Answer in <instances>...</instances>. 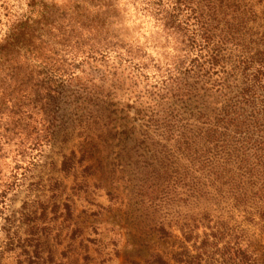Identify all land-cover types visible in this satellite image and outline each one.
I'll use <instances>...</instances> for the list:
<instances>
[{"label":"rangeland","instance_id":"obj_1","mask_svg":"<svg viewBox=\"0 0 264 264\" xmlns=\"http://www.w3.org/2000/svg\"><path fill=\"white\" fill-rule=\"evenodd\" d=\"M11 2L0 4L4 10L0 13V43L21 23L33 22L45 30L40 39L53 45L54 50L45 44L38 48L39 41L33 39L34 45L27 51L22 50L19 58L28 57L32 69L64 71L68 79L69 76L76 78L71 79L72 84L88 78L98 81L103 94L91 103L74 104L72 96L68 102L59 104L60 112H66L59 124L65 122L66 129L53 141L33 143L16 156L12 143V149H5L7 153L0 162V249H4L6 242L5 218L15 219L11 231L17 230L18 236L25 237L24 227L19 226L18 220L21 208L39 207V215L41 206H46L47 218H57L45 223L51 228L47 229L49 243L57 262L70 263L79 254L78 261L82 264L83 254L87 252L96 264H148L151 254H160L171 264H178L177 254L192 250L191 242L183 241L181 230L188 226L200 237L211 230L235 234L255 254L258 264H264V219L259 217V210L264 211V128L251 131L249 166L253 184L252 196L245 206H234L229 199L189 193L182 184L171 183L153 207H143L135 195L140 179L152 174L146 166L147 162L154 161L153 151L147 150L149 142H167L171 147L170 142L179 132L177 125L198 126L197 112L205 106L209 111L220 108L224 102L219 91L220 79L224 76L220 68L217 66L215 71L197 77L191 64L199 63L189 62L191 56L187 53L178 55L171 37L162 32L159 21L140 0H113L112 6L116 8L113 17H119L116 19L119 24L113 29L123 48L97 52L89 58H82L79 51L88 49L91 34L78 27L90 26L93 9L107 0ZM162 2L164 5L168 0ZM215 2L218 4L219 0ZM223 7L227 15L222 20L232 18V44L226 43L221 53L227 70L232 62V86H239L244 77L250 79L255 72L248 69L243 73V62L257 57L264 61V0H223ZM189 21L193 22L190 18ZM77 28L82 33L79 39L82 49L76 48L73 40L74 35H79ZM177 63L175 71L173 67ZM177 76L196 89H193L195 96L189 101L191 104L183 101L175 104L180 114L173 112L169 132L164 117L168 116L172 102L168 98L161 100L160 96L166 92L163 87L169 83V77ZM263 84L264 80L256 82L253 89L258 103L264 100L261 97L264 88L260 87ZM64 89L68 94L73 87L67 82ZM35 127L40 133V125ZM141 140H145L143 145ZM82 147L92 152L87 161L81 166L77 164L76 174H65L60 170L63 156L74 151L78 159ZM86 164L93 165L94 173L84 178L82 169ZM54 185L61 194L56 213L52 212ZM260 186L261 197L257 193ZM67 201L73 209L68 220L62 214L65 210L61 205ZM160 225L171 235L160 237L154 230ZM73 233L74 251L68 249ZM0 264H16L15 253L5 251Z\"/></svg>","mask_w":264,"mask_h":264},{"label":"trees","instance_id":"obj_2","mask_svg":"<svg viewBox=\"0 0 264 264\" xmlns=\"http://www.w3.org/2000/svg\"><path fill=\"white\" fill-rule=\"evenodd\" d=\"M204 2L206 6L203 5ZM140 3L159 21L162 32L171 37L174 48L179 52L178 55L185 56L187 53L186 55L191 56L189 62L199 63L196 66L191 64L192 69H196L197 77L199 74L205 75L210 70L215 71L217 66L220 68L224 76L220 79L222 83L219 91L222 92L224 102L216 111H209L205 106L203 111L197 112L199 113L197 118L200 119L198 126L187 128L186 125L181 127L177 125L179 132L174 140L166 138L167 141H171V147L167 146V142H149L150 147L147 150L153 151L151 157L154 161L147 162L146 166L150 168L148 172L152 174L140 179L135 189L138 201L143 207L156 206L154 203L162 199L160 193L171 187L169 185L172 183L186 186L189 193L196 192L201 196L211 195L214 198L229 199L234 206H245L252 196L253 184L252 169L249 166L251 131L254 128H264V100L256 102L257 95L255 96L253 91L256 82L264 80L262 57L251 58L249 62L244 61L243 73L248 69H254L255 72L250 79L244 77L239 86H232V62L227 70L221 53L226 43L232 44V18L222 20L227 15L223 9V0H219L218 4L215 0H168L164 5L162 0H140ZM112 4L113 0H107L97 9L94 8L90 26L78 27L81 30L86 29L91 34L88 49L79 51L82 58H89L91 54L97 52L101 54L123 48L113 29L115 24H119L116 23L119 17H113L116 8ZM189 18L193 20L192 23ZM78 28L76 32L79 35L73 36L76 48L82 41L79 40L82 39V33ZM42 32L45 30L33 22L21 23L3 43H0V162L7 153L5 149H12V145L15 147L12 151L16 156L31 148L30 145L33 143L42 140L53 141L61 131H65V122L61 124L59 122L61 117H65L66 112H60L59 104L68 102L72 96L74 100L71 101L74 104L91 103L98 95L103 94L102 85L98 84V81L88 78L85 82L72 84L71 79L76 78L69 76L68 79L64 71L63 74L32 69L28 57L19 58L22 50L27 51L34 45L33 39L39 41L38 48L45 44L54 50L53 45L40 39ZM79 48L82 49L81 46ZM41 61L43 63L45 59ZM34 66L36 68V65ZM178 66L179 63L175 64L173 69L176 71ZM181 78L183 77H169V83L163 87L166 92L160 96L161 100L168 98V101L172 102L169 105L171 109L167 113L168 116L164 117V125L169 132L172 130L170 121L173 112L176 110L177 114H180L175 104L180 101L189 102L195 96L193 89L196 88H192ZM248 81L252 83L249 84ZM67 82L69 87H73L68 94L64 89ZM260 87L263 89L264 84ZM261 97H264V94ZM38 124L41 128L40 133L35 127ZM173 128L176 129V125ZM65 133L66 136L67 132ZM144 141L141 140L140 144L143 145ZM79 151L78 159L74 151H71L69 156H63L60 170L65 174H76L77 164L83 165L88 155L92 153L84 147ZM142 154L139 153V156ZM93 173L92 164L83 166L84 178ZM57 191L59 187L54 185L52 187L54 213L60 208L61 194ZM257 193L259 197L262 196L261 186ZM61 205L65 210L62 214L67 220L71 219L73 209L69 201ZM38 209L40 208L35 207L30 210L23 206L19 212V226L24 227L25 237L18 236L17 230L11 231V224L15 219L5 218L8 228L5 229L7 235L4 249H0V261L4 252L9 251L15 253L16 264H80L79 254L72 258L70 263L57 262L55 252L49 243L51 228L45 224L51 220L56 221L57 218H47L46 206H41L42 211L39 215ZM259 217L264 219L262 209L259 210ZM154 230L160 237L171 235L162 225ZM181 230L183 241L191 242L194 252L190 253L192 250L179 252L175 260L178 264H201L203 261L206 264H258L255 254L243 246L241 239L235 234L231 236L220 230H211L203 232V236L200 237L188 226L181 227ZM69 239L68 249L74 251L71 245H74L75 234H71ZM62 255L66 254L63 252ZM83 256L82 264H96L94 258L87 252ZM148 264L171 263L160 254H151Z\"/></svg>","mask_w":264,"mask_h":264},{"label":"clouds","instance_id":"obj_3","mask_svg":"<svg viewBox=\"0 0 264 264\" xmlns=\"http://www.w3.org/2000/svg\"><path fill=\"white\" fill-rule=\"evenodd\" d=\"M5 3H12L11 0H0V4H5ZM4 10L0 9V13H2Z\"/></svg>","mask_w":264,"mask_h":264}]
</instances>
